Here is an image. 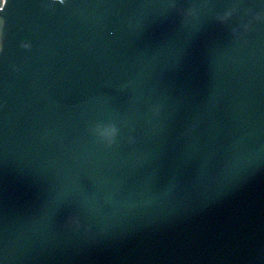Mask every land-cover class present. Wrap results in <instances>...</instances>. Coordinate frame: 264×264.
Here are the masks:
<instances>
[{
  "label": "water",
  "instance_id": "1",
  "mask_svg": "<svg viewBox=\"0 0 264 264\" xmlns=\"http://www.w3.org/2000/svg\"><path fill=\"white\" fill-rule=\"evenodd\" d=\"M0 264H264V0H8Z\"/></svg>",
  "mask_w": 264,
  "mask_h": 264
},
{
  "label": "clouds",
  "instance_id": "2",
  "mask_svg": "<svg viewBox=\"0 0 264 264\" xmlns=\"http://www.w3.org/2000/svg\"><path fill=\"white\" fill-rule=\"evenodd\" d=\"M5 0H0V5L4 4Z\"/></svg>",
  "mask_w": 264,
  "mask_h": 264
},
{
  "label": "snow or ice",
  "instance_id": "3",
  "mask_svg": "<svg viewBox=\"0 0 264 264\" xmlns=\"http://www.w3.org/2000/svg\"><path fill=\"white\" fill-rule=\"evenodd\" d=\"M5 6H6V0H5Z\"/></svg>",
  "mask_w": 264,
  "mask_h": 264
}]
</instances>
